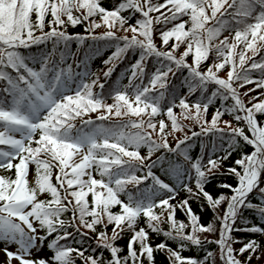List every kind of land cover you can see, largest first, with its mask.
<instances>
[{
	"label": "snow or ice",
	"instance_id": "snow-or-ice-1",
	"mask_svg": "<svg viewBox=\"0 0 264 264\" xmlns=\"http://www.w3.org/2000/svg\"><path fill=\"white\" fill-rule=\"evenodd\" d=\"M262 176L264 0H0V264H252Z\"/></svg>",
	"mask_w": 264,
	"mask_h": 264
},
{
	"label": "trees",
	"instance_id": "trees-1",
	"mask_svg": "<svg viewBox=\"0 0 264 264\" xmlns=\"http://www.w3.org/2000/svg\"><path fill=\"white\" fill-rule=\"evenodd\" d=\"M68 31L70 33L72 32H78V33H83L84 32V28L82 25H77L76 27H71L69 26L68 28ZM96 31H103V28L101 29H98ZM227 34V33H225ZM222 38V37H221ZM157 43H159V41H157ZM73 49H75V44H73ZM111 54V50H102V53L100 56H97L95 57L90 63H91V69L95 72H98V74L100 75V79L101 81H104L105 78L103 77V70H105V66L103 64V59H106L108 55ZM191 59V57H189V60ZM125 67L127 65H124ZM122 71V68L120 65L117 66L116 68V71L113 73V75L111 77L108 78L107 82L105 83V91L107 92V90L112 86L113 82L116 80L117 76L120 74V72ZM123 84H127L128 83V80L127 78H125L123 81H122ZM94 91H98L97 88L94 89ZM241 91H243V89H241ZM113 101L111 99H108L107 100V103H112ZM217 106L219 104V102L217 101ZM215 110L214 107H210L209 109V113H208V118L210 119L211 118V114L212 112ZM175 112L179 113L180 109L179 108H176L174 109ZM90 115H93L95 116L96 113H91ZM178 119L180 120V122L184 125H186L187 127L184 128V131L183 132H176L174 135L176 137H181L184 135V133H188L189 135L191 134V131H196V132H199L200 131V127L198 124H195L194 122L190 121V120H185L181 117H178ZM223 119H231L230 116H228L227 114L223 117ZM235 123V122H233ZM169 142L170 143H173L174 140H173V136H169ZM200 139H203L206 141V137H200ZM193 142H194V148H193V151L195 153H199V140H196L195 138H193ZM246 151H251V147L249 146ZM142 154H146V149H142L141 150ZM159 153H156V155H158ZM154 158V157H153ZM236 158V154L233 153V156L229 158V160L225 161L223 166L219 169V172L220 173H226V170L227 168L232 164L233 160ZM262 180H264V176L261 177ZM221 182H224V183H229V184H232V185H235L236 184V178L232 175H228V174H225V175H217L215 180H213L212 182V185H210L209 187L210 188H213L215 189V185L218 184V183H221ZM261 186H264V184H262ZM217 191L219 192H227L228 190L227 189H218ZM187 196V193L185 192H180V194L178 195V197L176 198L177 201L178 200H181L183 198H185ZM176 201H173V203H175ZM254 202H258V201H254ZM192 207H193V210L196 211L197 213H200V209L198 207V202L196 201H192ZM202 215V222H207L208 220L211 219L212 217V212L211 210L205 208L204 212L201 213ZM246 215H248L246 213ZM177 218L178 219H185L184 215L182 213H180L179 211L177 212ZM249 218L253 220L254 223H259V220L257 219H254L251 215H249ZM166 227V225H165ZM110 231H111V226L109 227V234H110ZM245 236V239L249 238L248 237V234H243ZM92 234L89 233V237H91ZM211 238V237H210ZM251 238H255L257 240H264V237H261L259 234H254V236H252ZM77 239H79V237H77ZM165 238L161 235V236H156L155 234H153V239H152V242L155 244V243H159L161 241H163ZM126 240H127V236H125V238L117 241L118 244L120 245H123L126 243ZM88 242L92 243L93 245L95 244V241L94 239L93 240H89ZM169 244H172L171 241H168ZM174 246V245H173ZM241 245L240 244H236L234 245V247L236 248H239ZM85 247H87V243L85 244ZM215 246H211V249H214ZM210 249V250H211ZM45 253L47 255H51V252L49 250H47L46 248V245H45V249L43 252L39 253V255H45ZM107 255V253H105ZM184 255H203V253H199L197 252L195 249H192L190 251H186L183 253ZM263 257H261L260 260H256L255 258H253L252 260V263H259L260 261H262ZM156 261H157V264H164L165 262V258L163 256L162 253H156ZM76 264H80V261L77 260Z\"/></svg>",
	"mask_w": 264,
	"mask_h": 264
},
{
	"label": "rangeland",
	"instance_id": "rangeland-1",
	"mask_svg": "<svg viewBox=\"0 0 264 264\" xmlns=\"http://www.w3.org/2000/svg\"><path fill=\"white\" fill-rule=\"evenodd\" d=\"M220 75H223V72H221L220 73ZM3 247V245L2 244H0V248H2ZM4 259V255H3V252H0V260H3ZM263 260L262 261H260L259 263H257V264H264V257L262 258ZM252 264H255V263H252Z\"/></svg>",
	"mask_w": 264,
	"mask_h": 264
}]
</instances>
